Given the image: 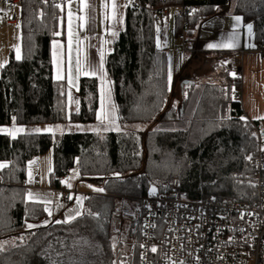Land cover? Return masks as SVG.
Listing matches in <instances>:
<instances>
[{"label":"trees","instance_id":"trees-1","mask_svg":"<svg viewBox=\"0 0 264 264\" xmlns=\"http://www.w3.org/2000/svg\"><path fill=\"white\" fill-rule=\"evenodd\" d=\"M139 3L134 7L127 1L123 29L104 60L118 120L172 125L186 118L194 101L188 122L174 130L25 132L14 138L0 134V163L7 165L0 169V244L22 238L18 245L0 246V264H137L139 200L152 187L157 194L176 193L194 201L254 202L258 182L254 161L263 134L260 123L246 119L241 102L233 98L232 88L239 89L240 81L219 65L217 78L205 81L194 99V90L182 92V104L176 107V93L168 82L169 56L165 48L157 47L154 16L162 7L193 6L188 34L196 37L204 21L229 10L231 0ZM19 5L22 57L17 60L11 53L0 73V127L96 123L98 80L80 78V111L71 113L66 81L54 77L51 44L63 28V10L55 0H20ZM233 14L253 25L256 43L264 40V0H237ZM176 20L180 37L183 25ZM50 149L53 188L59 189L68 170L77 165L83 180L104 191L86 195L84 213L74 221L40 225L50 216L44 211L48 206L28 200L27 173L29 162ZM124 202L132 206L125 221L129 238H135L129 252L123 242H113L114 219ZM27 223L39 226L27 229Z\"/></svg>","mask_w":264,"mask_h":264},{"label":"built area","instance_id":"built-area-1","mask_svg":"<svg viewBox=\"0 0 264 264\" xmlns=\"http://www.w3.org/2000/svg\"><path fill=\"white\" fill-rule=\"evenodd\" d=\"M8 8H15L20 0H5ZM66 0H55L64 9ZM134 7L139 0H128ZM164 3V0H162ZM176 18L182 21L181 39L186 45L192 40L188 34V19L195 8L180 4L174 7ZM170 7H163L154 16L156 23L165 21ZM16 14L9 24L15 25ZM187 51V47L184 46ZM194 53V50H188ZM264 58V40L252 51ZM239 80L237 70L228 68ZM235 101H240L238 88H232ZM260 133V132H259ZM259 155L254 161L258 175L257 193L253 203L231 200H188L176 193L146 195L140 198L139 240L137 264H264V135H259ZM30 165V164H29ZM34 169L35 182L40 171L37 159ZM70 170H68V173ZM1 186V182H0ZM74 198L66 192L64 199ZM143 245V247H141ZM135 243L131 245V248ZM155 247L156 252L151 251Z\"/></svg>","mask_w":264,"mask_h":264},{"label":"rangeland","instance_id":"rangeland-1","mask_svg":"<svg viewBox=\"0 0 264 264\" xmlns=\"http://www.w3.org/2000/svg\"><path fill=\"white\" fill-rule=\"evenodd\" d=\"M71 1V3H69ZM128 0H119L120 2V8L116 10V18L113 19V14L110 16H107L108 20V26H106V29L108 30V38H107V47L109 49V52L112 50L113 44L116 41L120 31L123 29V20H124V12H125V5H127ZM237 0H231V4L229 5V9L233 12ZM168 6V5H166ZM170 8V14L172 20H174V14L175 9L173 6ZM72 12V31L74 33L73 36V42H72V64H73V76L75 77V59H76V38L79 37L81 43L80 48L83 47V45L86 43V35L88 34L87 27V21H86V15L84 11L82 13L78 14V4L76 0H66V7L63 9V24L66 23V38L68 41V12ZM112 13V11H110ZM16 14L17 22L15 25H10L7 23L8 19H11L13 15ZM79 17H84V20L79 19ZM111 17V18H110ZM106 22V23H107ZM19 25V27H17ZM83 25V27H81ZM157 27L159 28L157 41H159V48H165L166 52L171 58V66H172V81L170 86V91H175V96L173 97V101L176 107H180L181 100H182V92H184L186 95L189 93V91L194 90L193 99L196 97L197 91L200 88V86L207 80H211L214 78H217L219 74L215 70L214 67L220 65L221 62H217L214 59L211 60V63L213 64V68L210 66H204L199 65V67H196L192 59L193 56H196L195 53H190L188 50L190 49L189 42L186 45L183 43V40L181 39V36H177L175 33V30L171 28H167V21H163V23L157 24ZM161 27H163V31L161 32ZM115 32L116 35L113 36L112 33ZM22 32H21V26H20V5L16 6L15 8H8L6 6V1L3 3H0V64H3L4 66L8 63L11 53L16 58V47H19L20 49V55L22 57ZM194 38V35L190 37ZM57 39H54L55 41ZM184 46L187 47V51L185 50ZM68 49V46H67ZM56 53L55 59L60 62V69H61V75L62 79L66 81L67 90H68V100H69V111L71 112L72 104L74 99L79 101L78 94H79V80L80 76L75 79L74 85H69L67 82V67L64 65V58L63 55L59 54L58 50H54ZM108 52V53H109ZM198 55V54H197ZM201 55V54H199ZM69 56V52L67 53V57ZM62 57V58H60ZM54 58V56H53ZM193 62V63H192ZM55 64V77L57 78V64ZM68 65V60H67ZM225 65V64H224ZM228 65V64H226ZM3 66V67H4ZM3 67H0V73ZM188 69V72L186 69ZM232 68V67H231ZM233 70H235V67H233ZM198 72V73H197ZM189 73V74H188ZM182 74L186 75L184 79H187L188 82H184V79H182ZM83 75V74H81ZM105 85L104 89L106 93L110 90V99L105 101V108L107 111H111V106L113 105L112 96H111V84L107 77H105ZM242 83V79H241ZM184 84V87L182 88V85ZM254 85V83H253ZM252 85V81L250 82V88L247 89V94H249L252 97V93H254V86ZM259 83L255 84V86H258ZM264 85V81H263ZM261 87V86H260ZM257 89V88H256ZM261 90L257 89V94L259 93L261 96L259 97L257 101V107L259 108L257 110L258 115L261 118H264V110L262 107H264V86L261 88ZM239 90V89H238ZM260 91V92H259ZM241 99L243 91L242 89L239 90ZM261 98V100H260ZM194 101L190 104V109L193 106ZM260 104V106H259ZM189 109V110H190ZM186 113V118L183 120L178 121L177 123H174L172 125H166L161 123H146V124H127V123H121L117 121V127L120 131H147L149 129H155V130H161V129H179L183 126V124L188 122L189 112ZM116 111H114V116ZM245 118H250L246 115V112H244ZM116 117V116H115ZM254 118V116H252ZM250 119H253V118ZM257 120L258 118H254ZM262 129V133L264 135V119L257 120ZM15 129V130H14ZM22 129V132H32V133H39V134H55V133H63L65 132L66 125H57V124H41V125H29V126H18L14 125L11 127H0V134H7L9 135V131L17 132L16 130ZM39 129V131H37ZM48 129H51L49 131ZM18 134L14 137H17ZM103 133V132H102ZM22 134V133H21ZM12 136V135H10ZM13 137V136H12ZM38 169L40 171V178L39 182H36V188L33 187L35 185L34 183V169L33 167L28 168V173L31 171L32 173V182L29 183V177L27 173V181L26 186L29 187V192L33 193L35 197H45L52 202H54L53 205V215H50L44 222H42L40 225H48L53 220L56 221H64L66 215L71 214L74 215V213H69V209L79 208L81 211V215L77 216L75 219L81 217L84 213V201L82 200L81 204L78 205L76 202V197H86V195H92V194H102V192H97L94 189L101 188L97 186L94 183L89 182L88 180H83L81 178L78 166L75 165L70 171L71 173L67 174L63 181L67 178V182L70 183L72 186L69 188L67 184H63L62 188L55 189L51 185L50 180V174L53 170V152L52 149H50L48 152H46L44 155L38 158ZM51 169V171H49ZM91 185L92 187H89ZM66 192L69 193H75L74 198L70 201H66L64 199V195ZM27 194V193H26ZM41 199V198H39ZM58 205H62V207H58ZM122 208L117 210V215L114 220L115 221V229H114V237L113 242L115 245H117L119 242H123L124 245H126V249L129 252L133 248H131V245L134 244L135 238L128 235V224L126 221L127 214L132 213V206L130 204H126L125 202L122 203ZM74 219V220H75ZM71 220L70 222L74 221ZM69 223V222H68ZM27 224H33V223H27ZM39 226L38 224H33ZM26 228L29 229L26 225ZM35 228V227H33ZM31 228V229H33ZM22 242V238H11L7 239L3 242H1L0 246L2 248H7L11 246L18 245ZM133 252V251H132Z\"/></svg>","mask_w":264,"mask_h":264},{"label":"crops","instance_id":"crops-1","mask_svg":"<svg viewBox=\"0 0 264 264\" xmlns=\"http://www.w3.org/2000/svg\"><path fill=\"white\" fill-rule=\"evenodd\" d=\"M4 1L5 0H0V3H3ZM76 2L78 4V10H79L78 14L79 13L81 14L82 11H84L86 15V21H87V27H88L86 28L88 31V34L85 37L86 43L81 48V52H80L81 60L85 64V66H90V67L99 69L100 53L103 52L104 60H105V57L109 52V49L107 47L108 30L106 29V26H108L107 25L108 18L105 19V14L107 16H110L113 14V13H110V11H112L113 0H87V4L90 6L87 9H85L84 6L81 4V0H76ZM105 2L108 4L107 10L102 8V4ZM114 2L117 5V8L119 9L120 8L119 0H114ZM69 3H71V1ZM64 7H66V3ZM235 16L237 15L233 14V12L229 9L227 12L218 14L215 17L204 21L201 24V26L199 27V30H197L195 33L196 37H194L193 40L191 39L192 43L190 44V50H194V53L196 52L195 53L196 56H193L192 61L196 63L194 64L196 67H199V65H204V66H210L213 68V64L211 63V60L209 59H214L217 62H221L220 65H223L226 69L230 67L232 68L235 67V70H237L238 74L240 75L239 90L242 89L243 91L242 99L240 100L242 108L244 112H246L247 116H249L250 118L252 116H254V118H257V117H260L257 112V110L259 109L257 107V101L261 95L259 93L257 94L256 92H257V89L262 91L261 88L264 86L263 85L264 58L252 52L255 49L256 44H257L254 40V29H252V34L249 35L247 27H246L247 24H245L243 20L237 23L233 19V17ZM174 17H175L174 20H172L171 14L169 11L166 21H167V28H169L170 30L171 28H173L174 30L176 29L175 27H176L177 20H176L175 14H174ZM9 21L10 19L7 20L8 24H9ZM65 27H66V23L63 24L62 30L59 31L60 35L56 36L55 39L57 40L55 41L60 46L56 49L58 50L60 56L61 54L63 55L64 65L65 67H67L68 41L66 38ZM162 31H163V27H161V32ZM233 31H235L239 35L237 46L235 48H208L207 47V45L210 43L218 44V43L227 42L229 34L233 33ZM54 50L55 49L53 48V41H52L51 57H52L54 77H55V64H54V58H53ZM214 68L216 71H218L219 67L216 66ZM188 69L189 68L186 69L187 72H188ZM101 74L104 75V85H105L106 76H105L104 68H103V73ZM182 76L186 77V75L184 74H182ZM82 77L96 78L99 82V93H100L101 81L99 79V76L80 75V78ZM241 79H242V83H241ZM57 80H64V79H57ZM251 81H252V85L254 83L253 85L254 93H252V97L249 94H247V89L248 87L250 88ZM257 83H259V85L255 86V84ZM111 96H112V90H111ZM112 101H113V96H112ZM113 105H114V101H113ZM262 108L264 110V107ZM79 111H80V100L77 101L76 99H74L73 104H72L71 113H79ZM115 111H116V108H115ZM115 116H116V119H115L114 124H109L107 120L103 122L97 120L96 123H93V124L68 123L66 124L67 129L63 133L120 132V130L117 127V121H119L117 113L115 114ZM250 118H246V119H248L251 122L260 120V119L255 120L253 117H252L253 119H250ZM261 131H262L261 125H259V132ZM18 132L25 133V132H22V129H21L20 131H17L15 133V136L18 134ZM21 133H19V135ZM37 163H38V158H37ZM38 166H39V163H38ZM69 173H71V171ZM65 181H67V178L65 179ZM34 183L35 185L33 187L36 188L37 183L35 182V178H34ZM63 184L64 183L61 184L60 188H62ZM26 188L27 190H29L28 186ZM27 194H28V191H27ZM28 200L31 202H38V203H43L42 201H45V200L49 201V203H47L46 205L51 210V213H52L51 215H53L54 208H53V205L51 204H54V202H52L51 200L45 197L44 198L35 197V199H28Z\"/></svg>","mask_w":264,"mask_h":264},{"label":"snow or ice","instance_id":"snow-or-ice-1","mask_svg":"<svg viewBox=\"0 0 264 264\" xmlns=\"http://www.w3.org/2000/svg\"><path fill=\"white\" fill-rule=\"evenodd\" d=\"M81 4L84 6L85 9H87L88 7H90L87 4V0H81ZM56 7H61L60 5H56ZM125 7H127V5H125ZM102 8L107 10L108 8V4L105 2L102 4ZM116 10H117V5L115 4L114 0L112 3V13H113V19L115 20L116 18ZM195 11V10H193ZM72 12L69 11L68 12V52H69V56H68V65H67V82L68 84L74 85L75 83V79H77L81 74L85 75V76H99V79L101 81V89H100V109L97 111V120L98 121H105L107 120L109 122V124H114L115 123V119L116 117L114 116V111H115V105L111 106V111H106L105 110V101L110 99V90L106 93L105 89H104V75L101 74L103 73V68H104V55L103 52L100 53V62H99V69L90 67V66H85V64L82 62L81 60V56H80V52H81V48H80V39L79 37L76 38V43H77V47H76V59H75V77L73 76V64H72V57H71V52H72V42H73V36L74 33L72 31ZM79 19L84 20V17H79ZM105 19H107V15L105 14ZM233 19L239 23L242 18L240 16H235L233 17ZM17 27H19V25H17ZM81 27H83V25H81ZM247 30H248V34L251 35L252 34V29H253V25L251 23L247 24ZM157 31L159 32V28H157ZM55 35H60L59 32L55 33ZM113 36L116 35L115 32L112 33ZM239 39V35L238 33H236L235 31H233V33L229 34L228 40L227 42H223V43H218V44H213L210 43L207 45L208 48H235L237 46V41ZM60 47L56 41H53V48L56 49ZM157 47H159V41H157ZM53 56H54V63L57 64V79H62V75H61V69H60V62L57 61L55 59L56 57V53L55 51L53 52ZM16 59L20 60L21 59V55H20V49L19 47H16ZM3 64H0V67H3ZM233 75H235V73H233ZM172 81V66H171V58H169V70H168V82L169 85L171 84ZM258 119H264L261 117H257ZM240 119H245L244 117H241ZM13 120H15V117H13ZM49 131H51V129H48ZM16 131H20L19 129ZM37 131H39V129H37ZM9 135H12L13 137L15 136V132L14 131H9ZM248 159L250 160L251 157H248ZM32 161L29 162V164L31 165ZM7 165L5 163H0V169L6 167ZM49 171H51V169H49ZM28 177L29 180L28 182L31 183L32 182V173L31 171H29L28 173ZM62 183L67 184V186L69 188H71V184L68 183L67 181H62ZM89 187H92L91 185H89ZM97 192H102L104 191V189L102 188H97L94 189ZM157 192L156 187H152L149 190V195H155ZM28 199H35L34 194L29 192L27 194ZM69 200H72L73 197L70 195L68 197ZM85 199L84 197H76V202L78 205L81 204L82 200ZM43 203L47 204L49 203V201L45 200L42 201ZM58 207H62V205H58ZM44 211L48 212L49 215H51V210L47 207H45ZM69 213H74V215L68 214L65 217L64 221H56V223H68L71 220H74L77 216L81 215V211L79 208H74V209H69ZM98 215V214H97ZM27 227L29 229L33 228V227H37V225H33V224H27ZM143 247V245L141 246ZM156 248L153 247L151 249V251L156 252Z\"/></svg>","mask_w":264,"mask_h":264},{"label":"bare ground","instance_id":"bare-ground-1","mask_svg":"<svg viewBox=\"0 0 264 264\" xmlns=\"http://www.w3.org/2000/svg\"><path fill=\"white\" fill-rule=\"evenodd\" d=\"M164 7H166V6H164ZM163 8V7H162ZM161 8V9H162ZM162 23V22H161ZM157 24H160V23H157ZM264 152V151H263ZM258 155H259V151H258ZM263 158H264V155H263ZM255 167V166H254ZM264 171V170H263ZM255 173H256V168H255ZM263 175V174H262ZM256 176H257V179H258V175H257V173H256ZM262 177V176H261Z\"/></svg>","mask_w":264,"mask_h":264}]
</instances>
